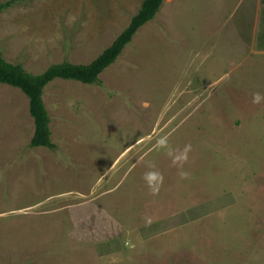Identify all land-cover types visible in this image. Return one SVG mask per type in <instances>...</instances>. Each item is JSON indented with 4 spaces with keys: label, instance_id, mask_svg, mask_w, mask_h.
<instances>
[{
    "label": "rangeland",
    "instance_id": "1",
    "mask_svg": "<svg viewBox=\"0 0 264 264\" xmlns=\"http://www.w3.org/2000/svg\"><path fill=\"white\" fill-rule=\"evenodd\" d=\"M5 0H0V2ZM143 0H21L0 52L89 63ZM256 0H164L100 83L44 89L54 148L0 83V264H264Z\"/></svg>",
    "mask_w": 264,
    "mask_h": 264
},
{
    "label": "trees",
    "instance_id": "2",
    "mask_svg": "<svg viewBox=\"0 0 264 264\" xmlns=\"http://www.w3.org/2000/svg\"><path fill=\"white\" fill-rule=\"evenodd\" d=\"M21 0L0 2V13ZM164 0H143L139 10L131 17L128 26L91 62L73 63L64 60L50 64L43 72L33 74L22 63L7 60L0 52V83L19 88L29 99V112L34 119L35 130L30 147L54 148L51 138L50 116L43 100L45 87L55 79L76 80L85 84L100 83V74L121 54L137 30L151 20Z\"/></svg>",
    "mask_w": 264,
    "mask_h": 264
},
{
    "label": "crops",
    "instance_id": "3",
    "mask_svg": "<svg viewBox=\"0 0 264 264\" xmlns=\"http://www.w3.org/2000/svg\"><path fill=\"white\" fill-rule=\"evenodd\" d=\"M257 46L264 50V0H256Z\"/></svg>",
    "mask_w": 264,
    "mask_h": 264
}]
</instances>
